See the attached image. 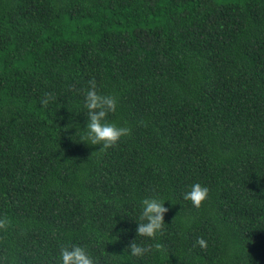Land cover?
Listing matches in <instances>:
<instances>
[{"label": "trees", "instance_id": "trees-1", "mask_svg": "<svg viewBox=\"0 0 264 264\" xmlns=\"http://www.w3.org/2000/svg\"><path fill=\"white\" fill-rule=\"evenodd\" d=\"M92 79L129 129L108 148L79 141ZM149 196L171 201L136 257ZM0 217V264L67 243L96 264H264V0H0Z\"/></svg>", "mask_w": 264, "mask_h": 264}, {"label": "clouds", "instance_id": "clouds-1", "mask_svg": "<svg viewBox=\"0 0 264 264\" xmlns=\"http://www.w3.org/2000/svg\"><path fill=\"white\" fill-rule=\"evenodd\" d=\"M88 85L83 94L86 121L84 127L80 129L83 135L79 137V141L89 145H100V148H108L122 136L127 135L129 129L106 119L108 113L116 110V97L98 91L94 79L89 80ZM48 103L49 94L45 93L44 98L40 99V104L47 105ZM208 193L209 189L206 185L193 182L186 186V190L181 193V198L190 201L194 207L198 208L202 201L207 199ZM165 200L171 201L158 196L144 197L140 201L138 218L134 219L135 236L126 247L132 256H143L149 250L147 245L136 241L137 236L152 238L162 230L165 224L164 214L168 211L164 206ZM8 223L7 217H0V229L6 228ZM110 237L118 239V236L115 235ZM195 243L201 248L206 247V241L202 237H198ZM155 247L160 248V245L157 244ZM58 259L59 264H96L95 256L85 246L76 243L62 245L59 248Z\"/></svg>", "mask_w": 264, "mask_h": 264}]
</instances>
